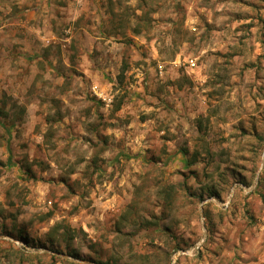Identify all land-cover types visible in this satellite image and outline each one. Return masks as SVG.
<instances>
[{
	"label": "rangeland",
	"instance_id": "rangeland-1",
	"mask_svg": "<svg viewBox=\"0 0 264 264\" xmlns=\"http://www.w3.org/2000/svg\"><path fill=\"white\" fill-rule=\"evenodd\" d=\"M0 264H264V0H0Z\"/></svg>",
	"mask_w": 264,
	"mask_h": 264
},
{
	"label": "trees",
	"instance_id": "trees-1",
	"mask_svg": "<svg viewBox=\"0 0 264 264\" xmlns=\"http://www.w3.org/2000/svg\"><path fill=\"white\" fill-rule=\"evenodd\" d=\"M180 153L182 154V156L185 155V151H181Z\"/></svg>",
	"mask_w": 264,
	"mask_h": 264
}]
</instances>
